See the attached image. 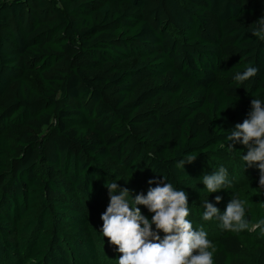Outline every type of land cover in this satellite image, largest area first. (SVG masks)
I'll list each match as a JSON object with an SVG mask.
<instances>
[{"label": "trees", "instance_id": "1", "mask_svg": "<svg viewBox=\"0 0 264 264\" xmlns=\"http://www.w3.org/2000/svg\"><path fill=\"white\" fill-rule=\"evenodd\" d=\"M261 17L264 0H0V264H115L91 218L111 162L134 197L150 179L184 190L214 264H264L259 169L225 139L264 101ZM246 66L259 71L237 84ZM220 167L231 186L209 193L201 178ZM233 196L249 229L202 219Z\"/></svg>", "mask_w": 264, "mask_h": 264}, {"label": "clouds", "instance_id": "2", "mask_svg": "<svg viewBox=\"0 0 264 264\" xmlns=\"http://www.w3.org/2000/svg\"><path fill=\"white\" fill-rule=\"evenodd\" d=\"M253 24L252 35L264 41V17ZM258 71L254 66H246L242 72L234 74L233 80L243 84L256 76ZM225 139L247 147L242 159L248 166L256 165L259 169V187L264 188V101L252 99L248 118L237 123ZM229 147L232 148L231 145ZM196 158L189 156L180 161L178 167L184 168L186 161L191 163ZM201 179L209 193L231 186L224 167L203 175ZM165 181L150 179L149 185L156 186L149 187L146 195L137 194L131 201L126 188H120L116 182L106 184L110 201L100 217L103 221L100 232L120 253L118 264H214L213 242L207 238L203 228L194 229L192 222L187 219L190 215L188 194ZM215 200L219 203L222 197L216 196ZM136 205L145 206L153 214L151 220ZM244 205L245 201L233 196L221 214L213 203L206 200L202 219L209 221L216 217L222 221L223 229L230 232L244 231L250 227L249 221L245 219ZM251 229L264 232V219L252 224ZM160 232L164 233L162 239Z\"/></svg>", "mask_w": 264, "mask_h": 264}, {"label": "rangeland", "instance_id": "3", "mask_svg": "<svg viewBox=\"0 0 264 264\" xmlns=\"http://www.w3.org/2000/svg\"><path fill=\"white\" fill-rule=\"evenodd\" d=\"M28 79L31 81V83H33V84L38 86L39 82H38V78L36 76H34L33 74H29L28 75ZM110 164H111V168H112L113 172L115 171V174L113 175L114 177H112L113 182L118 183L119 187L122 188V189L126 188L129 191V195H130L128 197L129 200L130 201H131V199L134 200L135 197H134V194L132 192H130V187L125 185L127 182L119 177V174L117 172V170H118L117 165H115L113 162H111ZM245 178H250V176L247 174V176ZM247 181H249V180H247ZM102 200L103 201L101 202V204L98 207L94 208V213H92V216H91V218L93 220V223H94V228H95L96 234L98 236H100L102 234L100 232V230L102 228L103 221L100 219V217H101V214L104 211H106V208H107V206L109 204V201H110L109 194H106L102 198ZM113 247H115V246H113ZM111 258H114V257H111ZM115 264H118V258H116Z\"/></svg>", "mask_w": 264, "mask_h": 264}]
</instances>
